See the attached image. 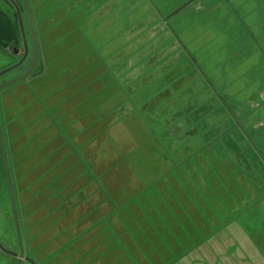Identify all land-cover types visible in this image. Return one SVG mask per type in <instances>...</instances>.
<instances>
[{
    "label": "rangeland",
    "instance_id": "obj_1",
    "mask_svg": "<svg viewBox=\"0 0 264 264\" xmlns=\"http://www.w3.org/2000/svg\"><path fill=\"white\" fill-rule=\"evenodd\" d=\"M14 1L22 7V0ZM27 4L38 63L29 77L0 89V125L21 237L20 245L0 155V245L5 250L18 255L22 248L21 264H28L25 257L36 264H162L159 256L143 255V249L138 248L142 243L137 237L147 233L132 231L125 240L96 239V235L104 236L101 231L104 224L96 223L100 222L97 220L102 214H108V209L103 208V212L96 209L93 201H85V196L82 198L78 193L75 201L65 198L66 194L69 197L67 185L72 179L78 190L83 181L84 186L89 181L88 199H95L94 177L86 175L79 165L76 173L66 180L59 174L63 168L53 161L62 143L54 124L56 119L63 118L70 123L72 117L80 118V110L72 111L69 105L86 103L91 107L95 104V91L113 88L109 66L101 62L102 56L95 51L99 53L100 46L111 41L115 34L97 31L100 16L111 14L110 8H119L120 13L126 14L121 28L134 25L130 32H119L120 42L135 31L141 40H152L145 42L146 47L139 48L138 43L143 41L134 39L136 56L166 58L161 69L159 65H146V79L142 77L136 88H145L146 95L152 98L153 89L177 88L184 94L185 106L189 101L195 107L206 99L200 93L208 95L209 92L219 101L212 107L211 115H217L213 118L215 127L210 130L213 135L225 134L220 132L219 120H232L231 142L221 146L211 144L207 149L216 158H225L229 171L219 182L230 189L237 181L244 191L241 207L233 208V214L249 217L248 227L254 229L249 235L257 238L255 241L264 235V0H27ZM0 10L13 17L4 0H0ZM120 18L122 20L121 15ZM21 19L27 56L21 71L15 69L0 76V84L25 72L32 58V43L23 13ZM21 39L20 32L11 50L0 49V72L16 64L24 52ZM128 54L121 51L120 58ZM105 73L108 79L105 87H100L96 76ZM170 73H178V77L171 78ZM179 73H183L182 78ZM198 73L202 79L196 78ZM218 110L227 113L220 116ZM185 115L187 136L191 133H187L186 127L196 114L190 109ZM209 115L205 113L202 119L206 120V125L213 117ZM87 131L92 132L93 127H88ZM206 132L201 129L202 134ZM194 144L195 141L190 146ZM224 151L228 153H222ZM39 156L51 157V161L47 158L36 161L39 165L34 167L37 175L32 183L31 169ZM45 160L47 164L43 163ZM48 162L55 164L52 167L55 170L44 174L46 167L49 168ZM218 195L217 192L215 197ZM80 201L87 202L90 211L84 221L86 209L80 208ZM253 218L255 223L250 224ZM104 220L103 217L106 223ZM91 221L95 226L88 230V238L82 235L86 241L81 244L78 235L84 227H90ZM16 263L17 258L0 250V264Z\"/></svg>",
    "mask_w": 264,
    "mask_h": 264
},
{
    "label": "crops",
    "instance_id": "obj_2",
    "mask_svg": "<svg viewBox=\"0 0 264 264\" xmlns=\"http://www.w3.org/2000/svg\"><path fill=\"white\" fill-rule=\"evenodd\" d=\"M110 9L111 14L100 16L97 31L115 34L111 41L100 46L99 53L95 51L102 56L101 62L109 66L113 88L95 91V104L91 107L86 103L69 105L72 111L80 110V118L74 116L70 123L57 118L54 122L62 140L53 159L63 168L59 174L67 180L81 165L86 175L96 181L93 185L95 199H88L89 181L85 186L83 181L78 190L76 181L72 179L67 185L69 197L66 194L65 198L75 201L80 194L85 196V201H93L96 209L102 212L103 208L108 209V214L103 216L101 213V219L97 220L100 222L96 223L104 224L101 229L104 236L96 235V239L125 240L132 231L147 233L137 237L142 243L138 248L143 249V255L159 256L162 264H264V235L255 241L257 238L249 235L254 231L251 226L248 227L249 217L233 214V208L241 207L244 191L237 181L231 184L230 189L219 182L229 169L224 157L218 159L207 149L211 144L221 146L231 142L232 120H219L220 132L225 134L213 135L210 130L215 127L213 118L217 115H211L214 112L212 107H216V101H219L209 92L208 95L200 93L206 99L195 107L189 101L185 106L184 94L177 88L153 89V98L150 94L146 95L145 88H136L142 77L146 79V65H159L161 69L166 58L136 56L137 43L134 39L143 41L138 43L139 48L146 47L145 42L152 40H141L135 31L131 35L128 33V38L120 42L119 32H130L134 25L121 28L126 14L120 13L119 8ZM0 49L4 52L11 50L1 45ZM121 51L129 54L120 58ZM168 75L178 77V73ZM106 76L107 73L96 76L100 87H105ZM182 76L183 73H179V77ZM196 78L202 79L200 73L196 74ZM190 109L196 115H192L191 125L186 127L187 133H191L187 137L184 119L185 111ZM205 113L213 116L207 125L206 120H202ZM226 113V110H218L220 116ZM88 127H93V131L88 133ZM202 128L207 132L202 134ZM194 141L196 144L190 146ZM34 150L37 152L39 148ZM46 158L51 161V157ZM46 158L39 156L32 161V183L37 175L34 169L39 165L36 161ZM43 163L47 164L46 160ZM48 164L44 174L55 170V164ZM217 192L219 195L215 197ZM87 202L83 204L80 201L79 204L80 208L84 206L86 209L83 221L90 213ZM103 217L106 223H103ZM255 220L253 218L250 224H254ZM94 226L91 221L90 227H84L79 233L81 244L86 241L82 235L88 238L87 232ZM138 244L136 241L135 245ZM144 249L149 250L144 252ZM167 257L171 259L167 260Z\"/></svg>",
    "mask_w": 264,
    "mask_h": 264
},
{
    "label": "water",
    "instance_id": "obj_3",
    "mask_svg": "<svg viewBox=\"0 0 264 264\" xmlns=\"http://www.w3.org/2000/svg\"><path fill=\"white\" fill-rule=\"evenodd\" d=\"M5 2L8 3L9 7L13 9V14L14 16L16 17V20L18 22V25H19V29H20V32H21V37H22V41H23V47H24V56L20 58V60L12 65V66H9L7 67L6 69H4L3 71L0 72V76L12 71V70H15V69H19L21 70L22 68V64L23 62L25 61V58L27 56V46H26V43H25V34H24V30H23V26L22 25V19H21V13L24 14V17H25V20H26V26H27V33H28V36L30 37L31 39V43H32V58H31V61L29 63V66H27L28 68L25 70V72H23L21 75L13 78V79H10L8 81H5L3 83L0 84V89L5 87V86H8L10 84H13L17 81H21V80H24L26 79L27 77H29L32 73H33V70L36 66V64L38 63V50H37V46H36V43H35V38H34V32H33V27L31 26L32 23H31V20H30V14H29V9H28V4H27V0H22V7L19 8L17 6V4L15 3L14 0H4ZM0 155H1V159H2V162L3 163V170H4V177H5V180H6V184H7V188H8V193H9V196H10V201H11V206H12V209H13V215H14V223H15V231H16V235H17V240L19 242V244L21 245V237H20V229H19V224H18V219L16 216V213H15V204H14V197H13V191H12V185H11V179H10V173H9V168H8V162H7V156H6V151H5V144H4V141H3V136H2V129H1V125H0ZM21 247V246H20ZM0 250L11 256V257H14V258H17V263L16 264H21L22 263V257H23V249L21 248V251L19 252V254L17 255L16 253H11L7 250H5L3 248V246L0 245ZM24 261L27 262L28 264H35L31 258H24Z\"/></svg>",
    "mask_w": 264,
    "mask_h": 264
},
{
    "label": "trees",
    "instance_id": "obj_4",
    "mask_svg": "<svg viewBox=\"0 0 264 264\" xmlns=\"http://www.w3.org/2000/svg\"><path fill=\"white\" fill-rule=\"evenodd\" d=\"M13 17L0 10V45L5 49H11L20 37L18 22Z\"/></svg>",
    "mask_w": 264,
    "mask_h": 264
},
{
    "label": "flooded vegetation",
    "instance_id": "obj_5",
    "mask_svg": "<svg viewBox=\"0 0 264 264\" xmlns=\"http://www.w3.org/2000/svg\"><path fill=\"white\" fill-rule=\"evenodd\" d=\"M6 4L8 5L7 2H6ZM8 6H9V5H8ZM10 9L12 10V13H13V12H14L13 9H12V8H10ZM13 15H14V14H13ZM23 56H24V53L22 52V55L19 57L18 61H19L20 58L23 57ZM18 61H17V62H18ZM17 62H16V63H17ZM36 65H37V64H36ZM16 70L19 71V72L21 71V70H19V69H16ZM22 73H23V72H22Z\"/></svg>",
    "mask_w": 264,
    "mask_h": 264
}]
</instances>
